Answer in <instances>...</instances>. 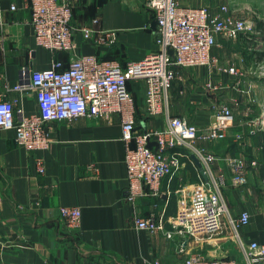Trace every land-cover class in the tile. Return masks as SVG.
<instances>
[{"label":"crops","instance_id":"crops-1","mask_svg":"<svg viewBox=\"0 0 264 264\" xmlns=\"http://www.w3.org/2000/svg\"><path fill=\"white\" fill-rule=\"evenodd\" d=\"M30 2L0 0V99L16 101L25 114L37 112L38 101L23 68L42 70L54 58L67 64L73 53H95L125 66L158 49L156 17L145 0H75L73 25H88L95 32L90 39L77 34L73 53L55 55L37 44ZM181 2L200 5L197 0ZM245 38L249 36L219 35L215 65L178 68L168 112L148 115L145 83H130L137 101V133L165 128L168 114L184 116L203 130L214 121V103L234 109L236 120L226 138L199 142L216 154L210 164L203 162L209 179L225 180L230 214L224 217L221 239L206 237L210 239L200 247L203 241L187 232L174 231L169 237L164 231L137 228L136 214L153 215L170 230L184 192L206 179L192 157L182 156L180 166L163 182L165 193L142 197L134 206L124 198L128 178L121 115L113 113L111 120L84 116L52 123L46 149L28 150L17 144L14 129L0 128V264H184L197 253L242 259L231 220L244 208L251 219L238 228L242 240L264 243V127L258 126L264 111L259 99L252 100L262 81L256 77L262 59L252 55ZM230 66L240 74L229 72ZM209 82L213 88L207 87ZM19 83L25 88L15 89ZM231 156L247 160L248 183L243 186L232 182ZM39 159L45 163L44 173L38 170ZM64 205L81 208L79 228L66 224L60 213Z\"/></svg>","mask_w":264,"mask_h":264},{"label":"built area","instance_id":"built-area-1","mask_svg":"<svg viewBox=\"0 0 264 264\" xmlns=\"http://www.w3.org/2000/svg\"><path fill=\"white\" fill-rule=\"evenodd\" d=\"M145 3L157 20L158 49L123 66L95 53H73L77 48V34L90 39L95 32L88 25H73L75 0H31V23L37 44L54 55L63 51L73 53V57L67 64L54 58L51 65L42 70L22 69L29 75L28 87L36 92L37 112L25 114L17 109L16 101L0 99V128L14 129L17 144L28 150L50 146V125L54 122H70L84 116L111 120L113 113H119L128 178L124 198L134 206L142 197H159L165 193L163 182L180 166L182 156L191 158L195 154L202 163L213 162L216 154L207 152L199 142L226 138L236 114L231 105L218 102L213 104L214 121L206 129L201 130L184 116L168 114L165 128L137 133V105L128 82L145 83V110L148 115H160L168 112L178 68L216 64L213 49L219 35L238 38L241 34L249 37L261 34L256 20L258 14L253 9L245 12L221 4L213 10L205 4L185 5L181 0H145ZM16 8L15 4L11 6L12 10ZM228 71L240 74L236 66H230ZM206 85L214 87L210 82ZM24 88L22 83L15 86L17 90ZM229 164L233 184H247V160L231 156ZM38 170L42 173L46 170L42 159L38 161ZM224 185L221 176L201 181L186 190L184 204L171 218L170 230L153 215L136 214L134 225L153 233L164 231L169 237L174 231L187 232L199 240L212 237L224 228V217L230 214L223 194ZM60 213L69 227H80L82 210L79 206H61ZM250 219V211L244 208L231 220L242 259L210 258L197 253L190 255L184 264H264V243L254 239L245 242L239 233L238 228L247 225ZM151 264L162 263L155 260Z\"/></svg>","mask_w":264,"mask_h":264},{"label":"rangeland","instance_id":"rangeland-1","mask_svg":"<svg viewBox=\"0 0 264 264\" xmlns=\"http://www.w3.org/2000/svg\"><path fill=\"white\" fill-rule=\"evenodd\" d=\"M198 4H205L210 6L213 10H217V8L221 5V4H228L231 8L233 9H241L243 11H247L248 9H253L257 12L258 16H256V20L258 21H262L264 23V0H197ZM247 9V10H246ZM257 35V36H256ZM253 37H249V38H245L246 40H249L247 43V46H250V48H252L251 50L255 53L256 51L259 50H263L264 48V42L261 40V34H256ZM251 38V39H250ZM256 40V41H255ZM245 41V40H244ZM246 42V41H245ZM255 42V45H253L252 43ZM250 50V52H251ZM252 52V55H256V57H258V55ZM256 77L261 81V85L259 86L257 91V98L253 97L254 101H256L257 99L260 100V105L263 108L264 111V58L262 59L261 62V68L259 69V71L256 74ZM258 110V109H257ZM257 113V112H256ZM260 120L258 121V126H263L264 127V114L262 116H260ZM259 119V118H258ZM263 122V123H262ZM264 136V133H263ZM264 140V139H263ZM264 144V141H263ZM262 175L264 177V163H263V169H262ZM262 186L264 188V180H262ZM264 200V199H263ZM224 228L221 229L217 234H215L214 236L210 237V238H220L223 237L224 235ZM208 238V239H210ZM208 239L206 240H202L203 242L200 243V247L201 245L206 241H208Z\"/></svg>","mask_w":264,"mask_h":264},{"label":"trees","instance_id":"trees-1","mask_svg":"<svg viewBox=\"0 0 264 264\" xmlns=\"http://www.w3.org/2000/svg\"><path fill=\"white\" fill-rule=\"evenodd\" d=\"M258 29L260 30V32H261V40L264 42V23L262 22V21H259V24H258ZM241 35H243V34H241ZM240 35V36H241ZM245 35H247V34H245ZM256 41V40H255ZM61 52H63V51H61ZM58 53H60V52H58ZM254 53V52H253ZM257 55H258V59H263L264 58V49L263 50H259V51H256L255 52ZM254 53V54H255ZM131 81H129L128 82V87H129V89L132 91V89H131ZM133 93V92H132ZM135 97V96H134ZM135 100H136V98H135ZM136 105H137V101H136Z\"/></svg>","mask_w":264,"mask_h":264},{"label":"water","instance_id":"water-1","mask_svg":"<svg viewBox=\"0 0 264 264\" xmlns=\"http://www.w3.org/2000/svg\"><path fill=\"white\" fill-rule=\"evenodd\" d=\"M154 22L157 23V20H155ZM192 158L194 159V161L199 166L200 172L202 173V175L204 176V178L206 179V181H208L209 180V177H208V174L206 172V169L203 166V163H202L201 159L197 155H195V154L192 155Z\"/></svg>","mask_w":264,"mask_h":264}]
</instances>
